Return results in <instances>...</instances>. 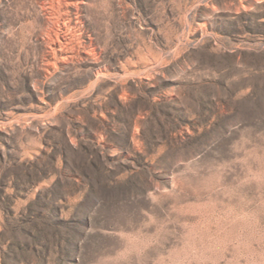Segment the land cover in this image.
<instances>
[{
    "label": "rangeland",
    "instance_id": "obj_1",
    "mask_svg": "<svg viewBox=\"0 0 264 264\" xmlns=\"http://www.w3.org/2000/svg\"><path fill=\"white\" fill-rule=\"evenodd\" d=\"M0 264H264V0H0Z\"/></svg>",
    "mask_w": 264,
    "mask_h": 264
}]
</instances>
